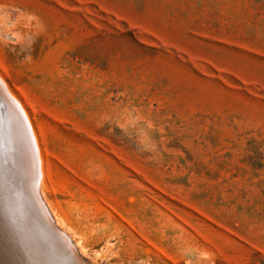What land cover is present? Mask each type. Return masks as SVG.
Wrapping results in <instances>:
<instances>
[{
	"label": "rangeland",
	"instance_id": "1",
	"mask_svg": "<svg viewBox=\"0 0 264 264\" xmlns=\"http://www.w3.org/2000/svg\"><path fill=\"white\" fill-rule=\"evenodd\" d=\"M0 77L90 264H264V0H0Z\"/></svg>",
	"mask_w": 264,
	"mask_h": 264
},
{
	"label": "water",
	"instance_id": "2",
	"mask_svg": "<svg viewBox=\"0 0 264 264\" xmlns=\"http://www.w3.org/2000/svg\"><path fill=\"white\" fill-rule=\"evenodd\" d=\"M4 98L13 104L25 126L28 155L22 160L17 151H12L7 163L10 173L3 172L1 159L8 149L10 133ZM39 177L31 129L20 107L0 83V264H90L54 226L39 195Z\"/></svg>",
	"mask_w": 264,
	"mask_h": 264
},
{
	"label": "bare ground",
	"instance_id": "3",
	"mask_svg": "<svg viewBox=\"0 0 264 264\" xmlns=\"http://www.w3.org/2000/svg\"><path fill=\"white\" fill-rule=\"evenodd\" d=\"M0 83L3 85V87L6 89V92H7V94L10 96V98L15 102V104L16 105H18L19 107H20V109H21V111L23 112V114H24V116H25V119L27 120V122H28V125H29V127H30V129H31V134H32V137H33V141H34V145H35V147H36V150H37V155H38V161H39V169H40V177H39V179L37 180V181H39V183H38V190H39V184H40V186L42 185L41 183H42V180H43V172H42V160H41V156H40V151H39V147H38V144H37V140H36V137H35V134H34V132H33V129H32V126H31V122H30V119H29V115L27 114V112L25 111V109L23 108V106L21 105V103H20V101L17 99V98H15L14 97V95L9 91V89H8V87H7V85L5 84V82L3 81V79L0 77ZM14 97V98H13ZM2 102L6 105V108H7V115L9 114V123H11V124H13V126L14 125H16L17 123V125H18V129L20 130V131H22V128H23V133H24V136H26V134H25V126L23 125V123H22V120H21V118H20V115L18 114V112L16 111V109H15V107L13 106V104L11 105L9 102H8V100H6L5 98L2 100ZM9 110L11 111V113L13 114V116H15V118L17 119V120H14V118H13V116H12V114H10V112H9ZM16 121H17V123H16ZM16 123V124H15ZM19 124H21L22 125V128L21 127H19L20 125ZM12 126V127H13ZM15 127H17V126H15ZM13 129H14V127H13ZM12 130V129H11ZM15 131V130H14ZM17 135V134H16ZM24 136H22V137H24ZM23 139V138H22ZM17 144L19 145V141L17 142ZM19 147V146H18ZM2 156H4V155H2ZM28 156V155H27ZM1 159H2V162H3V165H2V169H3V172H6V173H8L9 172V170H10V168H9V166L7 165V162H6V160H5V156L4 157H1ZM10 173V172H9ZM6 177H8V176H6ZM39 195H40V193H39ZM42 196V195H41ZM41 196H40V198H41ZM42 200V199H41ZM42 202H43V200H42ZM43 204H44V202H43ZM44 206L46 207V204H44ZM46 208H48V207H46ZM47 210H49V209H47ZM48 212H50V211H48ZM50 214V213H49ZM52 215V214H51ZM50 215V216H51ZM34 217H36V216H34ZM55 224V223H54ZM57 226V225H56ZM59 229V228H58ZM60 231H61V229H60ZM64 232V231H63ZM68 234V233H67ZM65 235V234H64ZM66 236V235H65ZM67 237V236H66ZM69 237V236H68ZM73 245H75V244H73Z\"/></svg>",
	"mask_w": 264,
	"mask_h": 264
}]
</instances>
